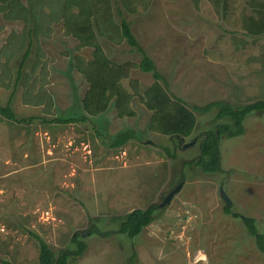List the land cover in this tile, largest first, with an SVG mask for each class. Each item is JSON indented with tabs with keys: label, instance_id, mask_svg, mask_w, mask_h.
I'll return each mask as SVG.
<instances>
[{
	"label": "rangeland",
	"instance_id": "rangeland-1",
	"mask_svg": "<svg viewBox=\"0 0 264 264\" xmlns=\"http://www.w3.org/2000/svg\"><path fill=\"white\" fill-rule=\"evenodd\" d=\"M98 8L100 18L113 14L116 25L121 10L169 90L188 107L222 101L237 109L264 100V0H111ZM116 25L99 37L107 57L139 63ZM44 28L50 33L33 40L17 81L29 44L26 27L0 14V107L13 94L17 120L32 118L23 123L0 116V264H39L33 234L56 255L74 250L72 239L80 235L86 249L69 264H131L132 257V264H264L234 216L255 219L264 233V114L248 115L241 136L220 137L223 172L212 175L189 163L199 155L203 132L213 128L216 110L196 113L197 128L182 142L149 130L152 112L136 95L135 117L118 118L110 104L86 122L57 123L85 115L88 83L74 58L89 60L91 50L65 35L61 21ZM130 79L144 87L154 82L133 68L121 82L129 93ZM128 129L138 140L107 146L108 138ZM151 204L160 209L139 236L117 233L118 218ZM94 227L109 236L91 235Z\"/></svg>",
	"mask_w": 264,
	"mask_h": 264
},
{
	"label": "trees",
	"instance_id": "trees-1",
	"mask_svg": "<svg viewBox=\"0 0 264 264\" xmlns=\"http://www.w3.org/2000/svg\"><path fill=\"white\" fill-rule=\"evenodd\" d=\"M0 0V14L6 20H22L26 27L29 44L22 56L17 69V81L21 77V70L30 56L33 40H38L40 35H46L45 23L52 25L56 22L63 23L64 33L78 41L80 48L91 50V58L84 60L81 57L74 58V67L88 83V90L84 95L81 105L85 115L57 119L61 124H75L86 122L89 117L103 114L110 104H113L118 118H132L136 113L131 107L134 95L138 96L144 106L152 112L149 130L166 136L171 140L182 142L192 136L197 128L196 113L208 114L216 110V116L210 128L203 132L199 142V155L191 161V166L199 168L204 174H220L223 172L221 165L220 137L230 139L241 136L244 133V120L253 113L264 114V100L232 108L226 102L215 101L203 107H188L185 100L174 95L168 87L164 76L157 71L152 58L146 53L132 31L130 22L125 18L120 9H116L120 19L116 25L113 14H109L106 7L104 17L100 18L98 4H110L111 0ZM43 7L48 8L47 13L39 15L35 12ZM42 17H44L42 19ZM104 24L106 27L103 28ZM110 25L118 27L120 38L141 56L139 63H116L111 61L103 47L100 45L101 37ZM109 28V27H108ZM47 34V36H48ZM138 68L143 73H150L154 82L151 86H140L136 80L130 79L129 84L133 93H129L121 82L130 78V71ZM13 94L10 95L6 105L0 107V116L7 121L30 123L32 118L17 120L10 103ZM223 123H216L218 121ZM131 140H138L134 130L128 129L108 138L107 146L111 149H120ZM168 152L167 148H164ZM169 154V153H168ZM174 157V155H173ZM187 165V164H186ZM160 209L159 205L151 204L145 209H135L123 217L118 218L120 227L118 234L125 235L130 240L139 236L142 230L154 220V214ZM225 213L231 214L228 206ZM245 226L248 235L253 239L256 249L264 255V233L257 229V221L253 218L242 217L234 214ZM91 235L107 237L110 233H104L97 228H92ZM80 236V235H79ZM75 235L72 239L74 250H63L55 254L49 246L37 235L33 237L39 242V264H69L70 259L83 255L86 245ZM131 264L133 257L130 259Z\"/></svg>",
	"mask_w": 264,
	"mask_h": 264
},
{
	"label": "water",
	"instance_id": "water-1",
	"mask_svg": "<svg viewBox=\"0 0 264 264\" xmlns=\"http://www.w3.org/2000/svg\"><path fill=\"white\" fill-rule=\"evenodd\" d=\"M192 143H190L191 145ZM180 185H178L173 191H171L169 194L166 195L164 201L160 204V207H163L167 204H169V202L171 201V198L173 197V195L180 189ZM221 195L223 200L226 202V204H230L228 198L226 197V195L223 193V191L221 190Z\"/></svg>",
	"mask_w": 264,
	"mask_h": 264
}]
</instances>
